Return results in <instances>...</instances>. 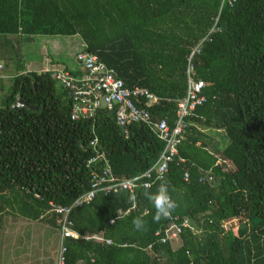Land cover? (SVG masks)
Wrapping results in <instances>:
<instances>
[{
  "label": "trees",
  "instance_id": "1",
  "mask_svg": "<svg viewBox=\"0 0 264 264\" xmlns=\"http://www.w3.org/2000/svg\"><path fill=\"white\" fill-rule=\"evenodd\" d=\"M221 2L0 0V264H11L6 230L18 218L57 230L63 264H264V0H234L220 9ZM216 19L219 30L210 34ZM73 35L84 44L75 63L81 52L96 55L125 87L159 97L149 111L170 127L186 93L187 56L206 38L192 64L207 102L185 118L178 152L186 162L172 163L165 177L177 204L169 217L154 220L145 196L161 182L138 189L135 210L124 216L118 211L130 207L129 194L98 193L67 216L80 238L61 237L52 209L90 190L99 164L87 163L94 149L113 175L131 178L150 168L164 146L143 124L130 125L126 137L114 111L71 120L68 93L51 72L21 68L16 45L22 51L36 36ZM75 69L63 67L80 75ZM16 101L31 108L15 109ZM137 216L145 230L133 227ZM175 218L188 219L191 229L161 243L155 232Z\"/></svg>",
  "mask_w": 264,
  "mask_h": 264
},
{
  "label": "built area",
  "instance_id": "2",
  "mask_svg": "<svg viewBox=\"0 0 264 264\" xmlns=\"http://www.w3.org/2000/svg\"><path fill=\"white\" fill-rule=\"evenodd\" d=\"M234 0H222L220 9L227 3L233 4ZM219 30L217 19L210 29V34ZM206 40L202 39L191 50L187 56V88L185 96L176 102V120L173 127H170L165 119L153 120L149 108L158 106L161 99L150 93L147 89L134 87L132 89L124 86L121 79L117 78L114 72L106 67L96 55L88 52H81L76 56V64L80 69V75H72L68 71L60 68L50 71L51 77L57 84L67 91V96L71 101V120H81L92 117L96 110L106 109L114 111L117 125L123 129L124 135L128 136V127L132 124H143L149 127L155 136L163 142V149L155 163L142 172L131 178H118L113 175L111 168L100 151L94 149V155L87 161L88 165L95 162L99 164L91 173L90 190L74 200L68 207H54L52 209L60 216L62 227V238H80L74 231L70 230L67 216L73 207H80L92 202L98 193L103 195L123 194L130 195L131 205L125 211H118L121 216L127 215L135 210L137 206L136 191L138 189H149L155 183L162 182L159 177H166L172 163L177 165L186 162V159L179 156V145L183 141L189 123L186 117L191 116L197 106L207 102L202 94L205 86L204 82L196 78L192 64L193 57L200 52L201 44ZM168 101V100H167ZM96 140L91 144L96 147ZM224 161L218 160L217 165ZM226 170V169H225ZM184 180H188V173L184 174ZM113 220L110 221L112 223ZM191 229L188 219L179 221L177 218L171 220L163 229L155 232V237L161 243L177 241L184 230ZM84 239L102 241L98 236H87ZM106 244H111V240H106ZM150 248V246H149ZM64 248L58 252L57 264H63L62 253Z\"/></svg>",
  "mask_w": 264,
  "mask_h": 264
},
{
  "label": "rangeland",
  "instance_id": "3",
  "mask_svg": "<svg viewBox=\"0 0 264 264\" xmlns=\"http://www.w3.org/2000/svg\"><path fill=\"white\" fill-rule=\"evenodd\" d=\"M56 43L60 49H53ZM16 48L20 56L21 54L24 55L21 56L22 58L20 57L21 68L38 71V67L43 64H45L44 67L50 68L51 64L48 63V60H52L53 64L57 63L59 67L73 70L74 57L81 50V42L77 35L36 36L30 43L22 47V51L19 45H16ZM2 69L5 68L0 66V72ZM10 69L12 68L10 67ZM1 76L3 75L0 74V78ZM3 81H6L3 84L7 83V80L3 79ZM0 85L2 84L0 83ZM57 90L58 92L61 91L58 85ZM236 223L237 221L229 224V226L236 227ZM31 224L33 226H29ZM25 225L29 227L24 229ZM6 236L12 238L11 264H57L59 241L57 230L41 226L40 223H31L18 218V220H11L8 224Z\"/></svg>",
  "mask_w": 264,
  "mask_h": 264
},
{
  "label": "clouds",
  "instance_id": "4",
  "mask_svg": "<svg viewBox=\"0 0 264 264\" xmlns=\"http://www.w3.org/2000/svg\"><path fill=\"white\" fill-rule=\"evenodd\" d=\"M162 182L158 185L156 192H145L146 198L153 204L156 213L154 220H159L161 217H169L177 207L176 202L169 194L168 181L164 177H159ZM132 225L137 231L145 230L146 222L142 216L134 217Z\"/></svg>",
  "mask_w": 264,
  "mask_h": 264
},
{
  "label": "crops",
  "instance_id": "5",
  "mask_svg": "<svg viewBox=\"0 0 264 264\" xmlns=\"http://www.w3.org/2000/svg\"><path fill=\"white\" fill-rule=\"evenodd\" d=\"M44 37H45V36H44ZM55 37H57V36H55ZM77 37H79V36L77 35ZM79 39H80V42H81V50H82V49H84V44H83V42H82V40H81L80 37H79ZM53 49H60V47H59V45H57V43H56V45L53 47ZM48 63L51 64V65H50V66H51L50 68H48V67H44L45 64H43L42 66H39V67L37 66V67H38L37 70H38V71H39V69H40V70H43V69H44V70H53V69H55V68L63 69V67H59L57 63H56V64H53L54 62H53L52 60H48ZM75 68H76V63L74 62L73 69L76 70Z\"/></svg>",
  "mask_w": 264,
  "mask_h": 264
},
{
  "label": "water",
  "instance_id": "6",
  "mask_svg": "<svg viewBox=\"0 0 264 264\" xmlns=\"http://www.w3.org/2000/svg\"><path fill=\"white\" fill-rule=\"evenodd\" d=\"M20 106H25V107H27V108H31L29 105H28V103H27V101H16L14 104H13V108H18V107H20Z\"/></svg>",
  "mask_w": 264,
  "mask_h": 264
}]
</instances>
